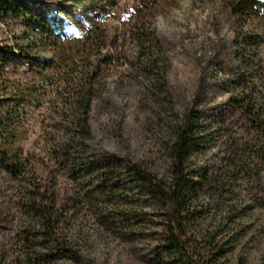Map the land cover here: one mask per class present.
Masks as SVG:
<instances>
[{
  "label": "rangeland",
  "instance_id": "374dc122",
  "mask_svg": "<svg viewBox=\"0 0 264 264\" xmlns=\"http://www.w3.org/2000/svg\"><path fill=\"white\" fill-rule=\"evenodd\" d=\"M235 1L25 0L70 24L77 41L59 49L81 50L95 27L88 55L69 65L0 18L1 44H29L68 73H9L31 96L11 107L13 145L31 171L14 180L0 169V264H175L163 249L171 211L119 164L171 184V146L190 127L182 176L193 262L264 264V0H247L237 18ZM172 13L164 36L156 19Z\"/></svg>",
  "mask_w": 264,
  "mask_h": 264
},
{
  "label": "trees",
  "instance_id": "16d2710c",
  "mask_svg": "<svg viewBox=\"0 0 264 264\" xmlns=\"http://www.w3.org/2000/svg\"><path fill=\"white\" fill-rule=\"evenodd\" d=\"M26 3L25 0H0V18L4 16L18 20L48 45L47 47L56 46V56H60L64 60L61 63H65V65L73 64L80 52L82 55H88V51L91 49L89 47L91 44L90 35L96 30L93 25L85 29V40L79 39L84 40L81 50H73V47H69L68 50L59 49L58 47L65 44L69 46L77 41L74 38V32H68L66 29L70 24L62 21L61 23L57 21L54 24L48 18L31 12ZM248 4L247 0H236L231 7L232 15L236 18L239 17L242 12L247 10ZM87 10L92 17L93 11ZM24 47L0 43V91L4 94L0 102V169L8 173L14 180H21L31 170L28 168L27 160L22 157L19 149L13 145L15 143L13 141V133L15 132L13 119L14 114L19 113L11 107L29 101L31 96H29L30 93L27 90L19 87L16 80L10 78L9 73L18 67L33 69L36 78L41 77L44 81V77L41 76L43 73L54 70L58 72L59 70L57 67L56 69L52 67L54 65L52 61L37 59L27 52L25 49L30 47L29 44ZM59 73H62L63 76L68 75L63 69H60ZM60 81L65 87L71 84L70 78L64 81L60 79ZM42 87L45 86L42 85L40 88ZM194 131L195 129L192 127L178 131L172 143L170 155L173 161V178L172 183L169 185L130 162L119 164V169L124 171L131 182L139 185L150 198L171 211L163 249L170 258H174L173 263L175 264H196V262H193V256L190 254L185 239V227L188 223L185 192L188 185L182 176L183 163L196 143L193 136Z\"/></svg>",
  "mask_w": 264,
  "mask_h": 264
},
{
  "label": "clouds",
  "instance_id": "9594fccd",
  "mask_svg": "<svg viewBox=\"0 0 264 264\" xmlns=\"http://www.w3.org/2000/svg\"><path fill=\"white\" fill-rule=\"evenodd\" d=\"M177 13H172L170 16L165 17L163 15H160L156 19V28L159 33H161L164 36H170L172 33V26H171V19L173 16H175Z\"/></svg>",
  "mask_w": 264,
  "mask_h": 264
}]
</instances>
